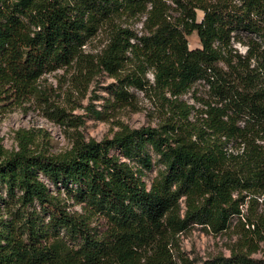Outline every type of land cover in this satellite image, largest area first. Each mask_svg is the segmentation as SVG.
<instances>
[{"label":"trees","instance_id":"obj_1","mask_svg":"<svg viewBox=\"0 0 264 264\" xmlns=\"http://www.w3.org/2000/svg\"><path fill=\"white\" fill-rule=\"evenodd\" d=\"M142 15V34L120 22ZM102 27L108 44L89 58L82 48ZM194 31L201 47H189ZM242 35L244 54L233 46ZM72 63L81 77L107 70L121 103L131 86L153 89L161 119L101 140L78 131L60 152L20 130L18 148L0 155V264H186L176 257L182 233L219 234L235 217L245 234L204 264H263L264 0H0V114L33 99L48 105L43 74ZM198 79L208 85L201 106L181 98ZM66 115L58 105L50 114L77 126ZM259 198L251 218L242 206Z\"/></svg>","mask_w":264,"mask_h":264},{"label":"rangeland","instance_id":"obj_2","mask_svg":"<svg viewBox=\"0 0 264 264\" xmlns=\"http://www.w3.org/2000/svg\"><path fill=\"white\" fill-rule=\"evenodd\" d=\"M104 4L98 5V10ZM198 18H202L203 12L197 11ZM142 20L144 16L138 18H123L120 22L124 26L127 24L138 34H142ZM190 48L201 47V43L196 31L187 36ZM242 42L233 41V46L240 52L245 53L247 45L244 44L248 37L242 35ZM109 41V31L102 27L97 33L89 37L83 46V52L89 58L97 59ZM88 63V62H87ZM96 65V64H95ZM94 67V66H92ZM86 77H81L77 73L75 63L69 66L59 67L53 71L46 72L42 76L43 84H51L54 88L52 101L45 105L42 101L33 99L21 107L10 108L0 114V155L3 150H15L18 148V132L22 129L32 130L35 135V142L39 148L51 152H60L69 149L74 141L76 132H81L86 139L95 138L101 140L112 137L121 126L137 128L146 125H157L161 119L159 109V99L154 90L147 91L136 87H129L132 93L130 103L116 101L113 88L116 79L110 73L100 67H94ZM147 77L150 82H154V75L149 70ZM208 96V85L204 79L196 80L188 92L181 96L190 104L201 106L196 98H206ZM56 105L66 110V118L73 120L77 126L72 127L55 121L50 114ZM113 152H118L113 150ZM159 164L152 170L147 171L144 180L148 185L152 177L156 174ZM50 190L58 193V187L48 182ZM62 189V188H61ZM6 188L0 184V194L5 196ZM63 197V189L62 195ZM259 203L248 206L244 204L243 211L251 218L256 213L263 211L262 199ZM70 202V201H69ZM2 199L0 198V220L6 218L2 209ZM71 209H79V205L70 206ZM238 218L232 220L231 227L222 233L214 234L201 225L191 226L179 237V248L176 257L186 264H204L216 257H228L230 248L243 237L244 230ZM97 228L102 230L104 221L98 220L95 223ZM246 234H251L247 232ZM252 258L261 261V252H253ZM264 264V262L262 261Z\"/></svg>","mask_w":264,"mask_h":264}]
</instances>
